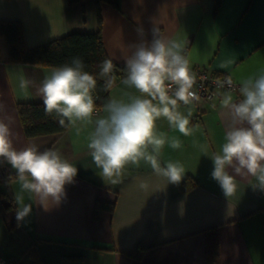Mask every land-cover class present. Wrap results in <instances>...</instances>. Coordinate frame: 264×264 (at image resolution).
I'll return each mask as SVG.
<instances>
[{"label":"crops","instance_id":"crops-1","mask_svg":"<svg viewBox=\"0 0 264 264\" xmlns=\"http://www.w3.org/2000/svg\"><path fill=\"white\" fill-rule=\"evenodd\" d=\"M114 1L116 8L100 2L98 12L103 49L115 65L125 68L128 45L140 40L136 29L143 27L144 39L151 41L155 23L163 35L185 43L191 67L226 75L238 85L264 71V0H219L217 7L215 0ZM0 21L18 22L25 44L34 47L72 32H95L96 0H0ZM52 69L7 62L0 38V118L9 123L14 146L55 149L78 169L59 207L44 211L23 193L24 202L33 206L20 227L7 231L0 216L1 253L18 259V264H32L27 249L37 241L44 264H214L217 238V264H264V191L253 189L254 178L237 177L238 189L227 197L211 178L209 156L224 142L220 101L227 91H218L209 102L181 104V113H192L188 136L170 127L166 118L156 121L157 134L166 140L161 164L179 161L185 167L179 185L166 186L143 162L127 167L113 184L102 177L89 154L91 125H78L79 134L67 126L58 134L24 136L15 106L43 104L38 89ZM21 77L32 82L26 93L19 88ZM121 80L109 98L139 95ZM232 95L240 98L238 90ZM97 112L104 114L102 109ZM173 140L179 141V148L170 146ZM141 181L164 190L145 192L139 188ZM182 184L189 190L184 192ZM10 189L15 201L21 194L17 178ZM96 201L112 204V212L99 210L93 217ZM139 247L146 248L140 261L125 254Z\"/></svg>","mask_w":264,"mask_h":264},{"label":"clouds","instance_id":"clouds-1","mask_svg":"<svg viewBox=\"0 0 264 264\" xmlns=\"http://www.w3.org/2000/svg\"><path fill=\"white\" fill-rule=\"evenodd\" d=\"M136 31L140 40L128 45L130 54L125 58L126 75L121 83L139 95L130 94L127 100L109 98L103 105L104 114L100 115L94 97L97 76L85 70L80 57L54 67L44 76L38 92L45 113H54L60 126L75 128L77 134L81 131L78 125L92 126L87 148L103 178L118 183L127 167H139L143 162L157 178L166 181V186L179 185L185 167L179 161L161 164L166 140L157 134L156 121L166 118L169 126L184 136L191 134L192 113L185 115L179 108L200 99L193 91L195 74L183 41L163 35L155 23L151 41L144 39L143 27ZM113 71L111 59L101 62L98 75L104 80L106 91L114 86ZM31 83L21 77L19 88L26 93ZM218 87L228 89L220 101L225 135L220 149L209 156L213 162L211 178L227 197L237 191V177L254 178L253 189L264 191V71L241 81L239 99L232 95L235 86L231 77L218 82ZM3 110L0 104V111ZM12 136L9 123L0 118V162L15 170L21 189V194L15 196L19 226L33 206L24 202L23 193H28L44 211L59 207L67 196L66 185L75 182L78 169L55 149L41 151L35 144L17 149ZM170 146L179 148V141L173 140ZM139 188L145 192L164 190L148 181H141ZM179 212L183 216V203Z\"/></svg>","mask_w":264,"mask_h":264},{"label":"trees","instance_id":"trees-1","mask_svg":"<svg viewBox=\"0 0 264 264\" xmlns=\"http://www.w3.org/2000/svg\"><path fill=\"white\" fill-rule=\"evenodd\" d=\"M82 0H67L68 4L80 2ZM100 2H106L113 7H117L114 0H96V21L97 30L93 33L72 32L63 37L46 43L28 47L25 44L22 27L18 22L0 21V38L3 39L6 47L7 62L28 64L33 66L54 68L66 63H70L73 57H80L85 70L97 76V88L94 92L97 109H103V105L109 99L108 93L104 89V80L99 77L101 62L108 59L103 49L100 34L101 19L98 12ZM219 0H215L217 7ZM114 65L113 75L115 82L126 75L125 68ZM16 114L21 124L23 134L26 138H33L51 134H58L66 130L67 126H60L58 118L53 113L46 114L43 104L40 103H18L16 104ZM67 124V122H66ZM16 173L6 162H0V216L7 231L19 228L16 220V205L10 189L11 182L16 178ZM185 192L189 187L181 185ZM99 210L112 212L113 205L96 201L92 216L96 217ZM215 245L214 264H217V238ZM37 241H33L27 249L32 264H44L36 247ZM146 248L139 247L125 254L136 261H140ZM71 259V258H69Z\"/></svg>","mask_w":264,"mask_h":264},{"label":"built area","instance_id":"built-area-1","mask_svg":"<svg viewBox=\"0 0 264 264\" xmlns=\"http://www.w3.org/2000/svg\"><path fill=\"white\" fill-rule=\"evenodd\" d=\"M191 70L195 74L193 91L200 97L199 101L194 102L193 104L196 105L198 103L212 101L216 97L218 91H228L227 87H218V82H223L228 76L216 74L198 67H191ZM233 85L235 88L232 92H236L239 85L234 80ZM0 264H18V259L6 256L0 252Z\"/></svg>","mask_w":264,"mask_h":264}]
</instances>
